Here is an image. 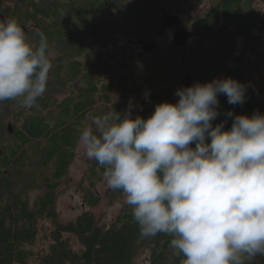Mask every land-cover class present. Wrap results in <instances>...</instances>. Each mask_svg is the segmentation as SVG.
Segmentation results:
<instances>
[{
    "label": "trees",
    "instance_id": "obj_1",
    "mask_svg": "<svg viewBox=\"0 0 264 264\" xmlns=\"http://www.w3.org/2000/svg\"><path fill=\"white\" fill-rule=\"evenodd\" d=\"M206 3L202 16L192 14ZM161 10L179 15L193 33L182 49L173 46L174 29L161 30ZM13 17L28 28L30 43L38 41L37 33L47 37L52 68L46 92L16 122L12 146L0 156V264H135L145 250L151 264H182L183 254L170 247L174 237L142 236L127 203L109 225H98L92 212L62 223L58 191L68 181L79 130L90 114L123 115L131 101L132 118L147 119L157 104L177 102L175 92L187 75L192 85L225 77L247 85L243 105H230L219 95L213 126L226 121L230 129L229 110L264 114V0H19ZM241 39L246 45L240 67L230 68ZM136 42L157 46L152 53L135 52ZM251 66L256 81L246 77ZM89 165L81 188L94 207L105 166L94 160ZM110 198L125 196L115 190ZM65 235L75 236L80 248ZM245 264H264V255Z\"/></svg>",
    "mask_w": 264,
    "mask_h": 264
},
{
    "label": "clouds",
    "instance_id": "obj_2",
    "mask_svg": "<svg viewBox=\"0 0 264 264\" xmlns=\"http://www.w3.org/2000/svg\"><path fill=\"white\" fill-rule=\"evenodd\" d=\"M30 43L11 18L0 19V102L31 109L47 89L52 63L43 33ZM247 85L231 77L178 88L144 119L90 114L77 147L105 166L103 180L122 190L145 238L164 233L182 264H245L264 255V114L220 115L219 95L243 105ZM210 139V142H208ZM195 147H191L192 144Z\"/></svg>",
    "mask_w": 264,
    "mask_h": 264
},
{
    "label": "rangeland",
    "instance_id": "obj_3",
    "mask_svg": "<svg viewBox=\"0 0 264 264\" xmlns=\"http://www.w3.org/2000/svg\"><path fill=\"white\" fill-rule=\"evenodd\" d=\"M14 0H7V5L14 3ZM208 10V3L204 4L198 11L193 12L194 16H202ZM256 34H259L256 31ZM261 46L264 48V33L262 34ZM246 45V41L241 39L237 42L235 47V55L229 61L230 68L240 67V57L242 50ZM135 52H142L140 46L133 45ZM52 57L56 56L55 52L50 54ZM250 58V55L248 56ZM254 59H252L253 61ZM254 67H249L246 71V77L249 81H256L259 79L255 73ZM89 161L82 156L81 150L78 148L77 157L71 167L68 181L61 185L58 191V198L56 204V213L62 223H70L78 219L86 212H92L96 218L98 225H109L115 218L123 211L126 204L125 198L111 200L110 195L113 190L109 189L104 180L97 184L94 192L100 198L97 206L90 207L85 200L84 192L81 184H85V177L89 173ZM41 188L31 194V200L34 202L41 194ZM65 238H70L73 247L80 248L79 242L75 236L65 235ZM151 253L148 250L143 251L136 259L135 264H151Z\"/></svg>",
    "mask_w": 264,
    "mask_h": 264
},
{
    "label": "flooded vegetation",
    "instance_id": "obj_4",
    "mask_svg": "<svg viewBox=\"0 0 264 264\" xmlns=\"http://www.w3.org/2000/svg\"><path fill=\"white\" fill-rule=\"evenodd\" d=\"M15 2L7 5V0L2 1V11H0V16H8L11 19H15L13 17L14 11H16V7L19 0H14ZM11 9V11H10ZM16 20V19H15ZM22 25V23H19ZM24 26V25H23ZM26 32H28V28L25 26ZM141 42H136L135 46H142ZM26 114V109L21 107L17 101L15 100H5L0 102V151L5 152L4 148L12 146L13 140L15 139V130H16V122L18 120H23ZM12 125L14 127V132H9V127Z\"/></svg>",
    "mask_w": 264,
    "mask_h": 264
},
{
    "label": "water",
    "instance_id": "obj_5",
    "mask_svg": "<svg viewBox=\"0 0 264 264\" xmlns=\"http://www.w3.org/2000/svg\"><path fill=\"white\" fill-rule=\"evenodd\" d=\"M159 7V5H157ZM163 22L161 25V30L166 31L168 29H174L173 33V46L176 49H182L192 38H193V33L190 32L183 24V20L179 15L172 14L165 12L161 10ZM4 18H9L8 16H0V19ZM24 30H26L25 26L20 25ZM142 46V50L145 53H152L156 46L157 42L154 43H145L141 42L140 43ZM185 58V55H183V59ZM182 84L184 87L191 86L192 85V79L190 75L185 76ZM9 132L13 133L14 132V127L10 125L9 127ZM2 155V152L0 151V156Z\"/></svg>",
    "mask_w": 264,
    "mask_h": 264
}]
</instances>
